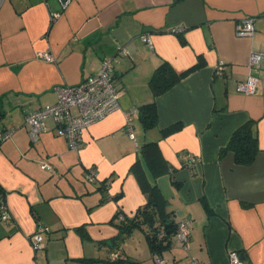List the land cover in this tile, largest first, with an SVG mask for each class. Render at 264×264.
Segmentation results:
<instances>
[{
    "label": "crops",
    "instance_id": "obj_1",
    "mask_svg": "<svg viewBox=\"0 0 264 264\" xmlns=\"http://www.w3.org/2000/svg\"><path fill=\"white\" fill-rule=\"evenodd\" d=\"M249 18L252 37L238 36L236 25ZM253 51H264V0H72L65 10L60 0H0V131H12L0 142V202L12 213L0 220V264H157L146 230L125 235L119 226V213L134 217L148 201L141 181L162 189L177 220L191 219L188 248L162 255L170 264H230V251L264 264V66L250 67ZM107 56L115 58L120 109L86 128L81 149H71L52 116L33 141L26 115L56 103L58 85L99 72ZM163 61L189 72L155 97L149 79ZM249 74L260 78L255 94L237 88ZM150 101L158 124L145 127L134 111ZM249 120L261 149L245 166L220 149ZM89 166L96 181L86 180ZM39 223L50 232L36 252Z\"/></svg>",
    "mask_w": 264,
    "mask_h": 264
},
{
    "label": "built area",
    "instance_id": "obj_2",
    "mask_svg": "<svg viewBox=\"0 0 264 264\" xmlns=\"http://www.w3.org/2000/svg\"><path fill=\"white\" fill-rule=\"evenodd\" d=\"M62 9L65 10L72 0H60ZM60 11L52 13L53 19L60 16ZM236 34L238 36L252 37L256 26L254 18L244 19L236 25ZM179 31V30H178ZM142 40L146 41L152 48L154 47L151 38L148 34H143ZM125 52V49L123 50ZM40 56L45 57V60L54 61V56L48 52L40 53ZM115 58L107 56L103 59L100 71L87 76L79 84H63L56 87L58 100L56 103L38 108L30 112L25 117V122L29 127L30 136L33 141L39 139L41 132L47 130L46 119L50 116L54 117L58 125V133L65 136L71 149H81L85 146V130L90 125L97 123L107 117L110 113L120 109L119 100L121 97L120 89L114 80ZM248 63L251 68L254 66H264V51H253L250 55ZM217 67V72L223 74L225 71V62L220 61ZM260 78L257 75L249 74L248 78L242 80L237 84L238 90L245 94H255L259 89ZM135 109L134 112H138ZM127 113L126 128L129 131L130 137L135 138V129H133L132 113ZM12 131H0V142L6 140L11 136ZM182 159L187 162L197 161L192 154H184ZM44 168L51 169L52 166L44 162ZM98 171L95 167L89 166L86 173V180L96 181ZM109 183V182H107ZM5 200L0 202V220L9 221L12 218V213L7 207ZM123 220L125 216L119 213ZM178 227L174 234L173 246L176 244L183 245L188 248L191 239V219L189 217H182L178 220ZM50 228L42 223H39L35 234L32 237V245L34 251L45 249L46 240L44 233L50 232ZM112 259L115 260L120 257V252L115 251L112 254ZM230 264H246L242 259L239 251L229 252ZM191 264H207L197 259H192ZM155 262L157 264H170L166 257L155 255ZM39 264V262H36Z\"/></svg>",
    "mask_w": 264,
    "mask_h": 264
},
{
    "label": "trees",
    "instance_id": "obj_3",
    "mask_svg": "<svg viewBox=\"0 0 264 264\" xmlns=\"http://www.w3.org/2000/svg\"><path fill=\"white\" fill-rule=\"evenodd\" d=\"M202 65L203 63L200 62L196 67ZM188 72L178 73L169 62H161L149 79L154 96L157 97V95L167 92L171 87L181 81L182 77ZM139 117L142 119L145 127L156 126L158 124V116L155 101H150L142 105L139 108ZM178 128H180L179 124L171 126L167 132ZM157 149L156 142H151L145 147V153L151 163L157 160ZM260 149L256 122L249 120L234 131L230 142L220 150L221 156L229 151L234 152L235 161L238 164L246 166L254 163ZM156 172L158 171L156 170ZM141 185L143 189L148 191L149 198L147 203L138 208L134 217L126 215L125 219L119 223V226L125 235L138 226L144 228L150 250L153 251L154 255L162 256L166 249L173 246V236L178 227V220L176 219L175 213L167 209L168 201L158 185L148 184L144 181H141Z\"/></svg>",
    "mask_w": 264,
    "mask_h": 264
}]
</instances>
